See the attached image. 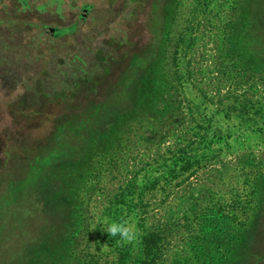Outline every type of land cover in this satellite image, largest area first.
Masks as SVG:
<instances>
[{
	"label": "rangeland",
	"instance_id": "1",
	"mask_svg": "<svg viewBox=\"0 0 264 264\" xmlns=\"http://www.w3.org/2000/svg\"><path fill=\"white\" fill-rule=\"evenodd\" d=\"M92 15L105 21L46 31L35 45L24 24L34 13L0 0V264H120L105 218L159 225L150 264H205L204 252L227 251L246 253L227 264H264V0H157L140 61L112 101L45 149L60 101L79 98L60 91L59 69L84 68L91 89L107 66L122 74L116 56L135 49L110 40L121 36L116 14ZM32 88L56 94L31 107Z\"/></svg>",
	"mask_w": 264,
	"mask_h": 264
},
{
	"label": "trees",
	"instance_id": "2",
	"mask_svg": "<svg viewBox=\"0 0 264 264\" xmlns=\"http://www.w3.org/2000/svg\"><path fill=\"white\" fill-rule=\"evenodd\" d=\"M25 25L28 27L30 26V24H25ZM27 32H28V30H27ZM29 40L31 41L32 37H30ZM7 49L10 51L9 47H7ZM94 61H96V67L92 68V69L97 70L99 73V68L101 69V65H103L104 62H103V60H100V59H97ZM139 61H140V58L138 61L135 62V64H133V66L135 67V65H137L139 63ZM84 67H86V66H84ZM82 69H84V68L79 67V66L75 69L74 68L70 69L69 65H68V67H62L61 69H59L63 72L62 75L66 78L65 82L59 83L60 91L62 89L66 90L69 87H71V88H73L72 91L74 93H76L77 96L79 95V98H76L78 100H74L72 97V103H69V104H68V102L70 100L69 101H67V100L66 101L65 100L60 101L61 104H63L64 106H61L60 110L58 109V111L56 113L54 111V113L52 114V117L50 118L51 121L49 122L50 128L45 132V134H44L45 137L43 138V140L40 139V141H38V142L45 141L44 142L45 149L58 144L59 135H61V141H62V139H66L69 136V133L77 130V126H81V125L87 123L88 121H90L91 115L97 113L99 109L102 110L103 106L109 104L110 101H112V99H111L112 95L115 94L113 92L117 88L116 87L117 83L119 84L122 77H125V72H126V69H124L123 73L122 74L119 73V76H117L115 78L114 74H115V71H117V70H114L113 67L107 66V68L106 67L104 68L105 70H103L104 72L101 74V77L99 78L98 84L95 87H92L91 89H89L87 87L88 84L85 80V74L82 73ZM106 69H109V71ZM117 69H118V67H117ZM70 71L73 72V74H71ZM54 72H58V69L56 71L54 70ZM68 73H70V75H68ZM69 76H71V77H69ZM113 78H115V82L109 89V87H107L104 84V82L106 80H113ZM48 80L45 81V76H43L42 78H37L35 82L36 83H38V82L46 83V82H48ZM73 80H78V81L76 82V84H73ZM123 80H124V78H123ZM100 87L101 88H104V87L107 88L105 97H103V98H101V96H100L101 95V93H100L101 89L100 90L98 89ZM68 93H69V95L66 94L65 96L70 97L71 96L70 93H72V92H68ZM55 94H50L49 91H44L41 88L36 90V93H35L34 88H32V91L28 92L26 97L29 100V102L32 99H37V101L35 103L31 104V107H32V105H36L37 102H40L39 100L46 99L50 96H54ZM97 97H98V99H97ZM60 102H58V104ZM36 108H37L36 110L38 112L43 111V115H44L45 109L50 108V107H46L44 109H40V107H36ZM51 111H53V110L49 109V112H51ZM45 121L46 120H44V121L40 120L41 123L45 122ZM29 126L35 127V125L28 124L27 128ZM46 140H51L52 142L46 141ZM31 147L34 148V150L39 151V149H37V147H34L33 145ZM216 213H218V212L215 210L208 211V213L203 215V217L206 218V216H208V218H212L216 215ZM138 219L139 218H137V222L139 221ZM158 226L159 225L157 224V226H154L151 230H145L142 223H140L139 225L137 224V227H139V229L137 228V230L139 232V239L134 244L122 245L123 247H122L121 253L119 255L120 264H150L151 261H149L148 258H149V253H150V250L152 248V245L154 243L156 245L158 244L156 241L157 237H160V235L164 236V231L162 229H158L159 228ZM205 229L208 230L209 227L205 228ZM219 232H221V231H219ZM221 234H222V232H221ZM193 240H195V238ZM198 240L199 241L202 240V237L196 239V241H198ZM207 243H209V242L207 241ZM228 252L229 251H227V253ZM227 253H224V255H223V254H218V253L204 252L203 253L204 258H205L204 263L205 264H215V263L222 264L223 262H226L223 264H227L228 262L237 261L236 258H239V257L243 258L246 255V253L242 252V254H238L236 258L235 257L233 258V257L228 255L229 257L227 259V257H225Z\"/></svg>",
	"mask_w": 264,
	"mask_h": 264
},
{
	"label": "flooded vegetation",
	"instance_id": "3",
	"mask_svg": "<svg viewBox=\"0 0 264 264\" xmlns=\"http://www.w3.org/2000/svg\"><path fill=\"white\" fill-rule=\"evenodd\" d=\"M10 3L16 12L32 11L35 20L24 23L35 27L31 42L35 45L42 44L45 40L44 33L47 31L51 37L68 36L75 31L78 26H86L94 23L96 19L105 21L104 16L95 18L92 14H116L115 19L117 31L121 36L112 37L110 40L117 42L118 46L130 42L135 44V49L130 57L125 60L123 55L116 56L119 66L126 68L128 72L131 65L135 64L140 58L138 48L141 26L147 31L148 40L154 26V15L157 7V0H2ZM45 14V15H44ZM46 17L44 19V17ZM47 18L51 19L46 21ZM113 20L106 22L109 24ZM91 25H89L90 27ZM68 29L69 33L59 32ZM115 38V39H114ZM114 57V58H116ZM125 64V68H124ZM135 68V67H134ZM132 67V70L134 69Z\"/></svg>",
	"mask_w": 264,
	"mask_h": 264
},
{
	"label": "clouds",
	"instance_id": "4",
	"mask_svg": "<svg viewBox=\"0 0 264 264\" xmlns=\"http://www.w3.org/2000/svg\"><path fill=\"white\" fill-rule=\"evenodd\" d=\"M104 222L108 224V227L105 232H107L110 237H119V240L117 241L118 244H134L138 241L139 232L135 228V226L130 224L129 222H108L107 218H105ZM93 229H95V227H93Z\"/></svg>",
	"mask_w": 264,
	"mask_h": 264
}]
</instances>
